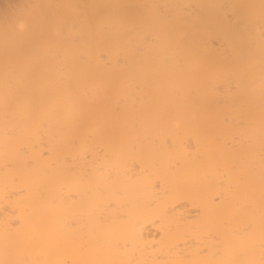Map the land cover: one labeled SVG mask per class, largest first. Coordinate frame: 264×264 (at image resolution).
<instances>
[{"label":"bare ground","instance_id":"6f19581e","mask_svg":"<svg viewBox=\"0 0 264 264\" xmlns=\"http://www.w3.org/2000/svg\"><path fill=\"white\" fill-rule=\"evenodd\" d=\"M59 2L0 24V264H264V43L243 116L202 58L264 0Z\"/></svg>","mask_w":264,"mask_h":264},{"label":"rangeland","instance_id":"374dc122","mask_svg":"<svg viewBox=\"0 0 264 264\" xmlns=\"http://www.w3.org/2000/svg\"><path fill=\"white\" fill-rule=\"evenodd\" d=\"M40 1V2H39ZM26 2V3H25ZM36 2V3H35ZM60 3L59 2V0H38V1H36V0H0V20H2V21H0V24H4L5 22H7V24L5 23V25L6 26H10L11 28H12V30H15L16 31V29H18L19 27H20V24L23 22V19H25V15H27L28 14V16H29V13L30 12H32V11H34V9H36L37 8V5H40L41 4V6H40V8H42L43 10H45V15L47 16V17H50V16H53L54 15V13H53V11L55 10V8H56V6L58 5V3ZM71 2V1H70ZM40 3V4H39ZM22 4H23V7H22ZM36 4V5H35ZM57 4V5H56ZM215 5H217L216 7H215ZM215 5H214V7H215V9H212V11L213 10H215V11H218L220 8H222V6L224 5L223 3H215ZM259 6H257V4H254V7H251V6H253V5H251L250 7H248V8H243V7H241V6H239L238 7V9H237V13H238V15H237V18L236 19H240L239 21L238 20H236L235 19V21H234V23H232V24H234L233 26H236V29H235V27H233L232 26V24L231 25H227V24H224V23H221V22H216V20H213V24H211V22H210V24H207V22H206V24L204 25V26H202L205 30H210L211 31V33L213 34L212 36L213 37H211V41H210V47H211V51H209L207 54H205L204 56H202V58H203V63H204V68L205 69H209V71L210 70H214V72H213V74H211L212 76V78H211V80L212 81H210V84L208 83V86H206V88L205 89H207V87H209V91L208 92H210V90L213 92V94H215V95H213V98H211V97H209L210 96V93L207 95V90H206V92H205V94L207 95V96H205L204 95V97L205 98H211V99H213L214 101L216 100L218 103H219V107H220V109H222L221 111H220V113H221V115H223L224 113H228V114H226V115H229L230 113H232L233 115H234V113H235V115L234 116H236V115H238L239 116V114L240 113H242V111L244 112V113H249L250 111H251V108L253 109V107L255 106L256 108H257V106H256V104L255 103H251L250 104V106H249V101L250 100H253L254 98L255 99H259V97L257 96V93L256 92H254L252 89H248L247 88V86H246V82L245 81H243V79H245L246 77H248V75L249 74H251L252 73V70H247L245 67H243V66H246V63L244 62V60L245 61H247L248 59H250V57L251 56H253V57H251V59H255L256 57H257V55H256V53H258L259 52V50L261 49V48H263L262 46H261V44L262 43H264V41H263V39H264V30L262 31V39H260L255 33H254V28H255V24H256V26L257 25H259V26H264V19H263V10H264V7H260V5L261 4H258ZM261 6H263V5H261ZM39 7V6H38ZM255 7H258V8H255ZM260 8H262V9H260ZM21 9H23V11L21 10ZM262 10V11H261ZM20 11V12H19ZM21 11H22V13H21ZM243 11V12H242ZM259 11V12H258ZM19 12V13H18ZM244 13V14H243ZM19 15V14H25L24 15V17L22 16L21 17V19H20V16L21 15H19V16H16V15ZM11 17V18H10ZM258 17V18H257ZM2 18H4V19H2ZM8 18V19H7ZM52 18H54V17H52ZM262 18V19H261ZM10 19V20H9ZM16 19H18V21L16 20ZM257 19V20H256ZM262 22H261V21ZM5 21V22H4ZM20 21V22H19ZM211 21V20H210ZM236 21H237V23H236ZM251 21H253V23L251 22ZM13 22V23H12ZM239 22V23H238ZM244 22H246V23H244ZM14 23H16V24H14ZM203 23H205V22H203ZM215 23V24H214ZM263 23V24H262ZM12 24H14V25H12ZM206 25H208L207 27H205ZM209 25H211V27H209ZM212 25L213 26H215V27H212ZM217 25V26H216ZM248 25V26H247ZM14 26H15V28H14ZM227 26H228V28H227ZM232 26V27H231ZM240 26V27H239ZM246 26V27H245ZM62 27H65V28H63V30L64 31H68L69 30V28L70 27H68V26H66V25H63ZM223 27V28H222ZM14 28V29H13ZM219 28V29H218ZM222 28V29H221ZM242 30H241V29ZM243 28H244V30H243ZM248 28V29H247ZM226 29V30H225ZM240 29V30H239ZM230 30V31H229ZM234 30V31H233ZM248 30V31H247ZM250 30H251V32H250ZM213 31H217V32H213ZM218 31H220L221 32V34H219L220 32H218ZM247 31V32H246ZM226 32V33H225ZM244 33V34H243ZM246 33V34H245ZM249 33V34H248ZM253 33V34H252ZM214 34L216 35L217 34V36L215 37L214 36ZM226 34V35H225ZM235 34V35H234ZM239 34V35H238ZM230 35V36H229ZM245 35V36H244ZM234 36V37H233ZM251 36V37H250ZM11 37V36H10ZM221 37V38H220ZM233 37V38H232ZM12 38V37H11ZM214 38V39H213ZM216 38H218V39H216ZM228 38H229V40H228ZM241 38V39H240ZM244 38V39H243ZM253 38V39H252ZM259 38V39H258ZM6 41L7 42H9V40L11 41V39L9 38V37H6ZM221 39V40H220ZM230 39H232L233 40V42H231L232 40H230ZM236 39V40H235ZM251 39V40H250ZM255 39V40H254ZM214 40V41H213ZM235 40V41H234ZM238 40V41H237ZM241 40H243L242 42H241ZM247 40H249V41H247ZM258 40V42H256ZM260 40V41H259ZM221 41H223V42H225V43H223V42H221ZM252 41V42H251ZM240 42V45L239 44H237V43H239ZM236 43V44H235ZM245 43V44H244ZM249 43V44H248ZM260 43V44H259ZM220 44V45H219ZM224 45V46H223ZM236 46V48H235V46ZM238 45V46H237ZM242 45H243V47H242ZM246 45V46H245ZM258 45V46H257ZM1 47H3L2 45H0ZM225 46H227V48L225 47ZM255 46V47H254ZM1 47H0V58H4L6 55L4 54V52H3V50L4 49H1ZM217 47V51H216V48ZM232 47V48H231ZM239 47H240V49H239ZM245 47V48H244ZM247 47L249 48V49H247ZM257 47H259V49L257 48ZM4 48V47H3ZM214 48V49H213ZM254 48H255V50H256V52H255V50H254ZM226 49V50H225ZM232 49V50H231ZM233 49H234V51H233ZM241 49H243V51L241 50ZM251 49H253V51L255 52V53H253V52H251ZM214 50L216 51V52H218V53H223V54H225L226 55V53H227V55H229V54H231V51L233 52V53H235L237 50H240L239 52L242 54H240L239 53V56L241 55V57L239 58V56H238V53H236L235 55H236V57H237V62L238 63H236V61L235 62H233L232 64H229V63H224L222 60H220L218 57H217V55H216V52L214 53ZM222 50H224V51H222ZM231 50V51H230ZM249 50V53L247 52ZM1 51L3 52L2 54L4 55H1ZM220 51V52H219ZM230 51V52H229ZM238 52V51H237ZM253 53V54H252ZM243 54H245V55H243ZM250 54H251V56H250ZM254 54H255V56H254ZM243 56V57H242ZM245 56H250V57H248V59H247V57H246V59H243ZM216 57V58H215ZM242 58V59H241ZM241 61H240V60ZM250 59V60H251ZM1 61H0V73H1V75H0V83L2 82L1 80V76H3L2 74H8V70H7V67H6V59L4 58V59H0ZM250 60H248V61H250ZM5 62L4 64H3V62ZM221 62H223V63H221ZM240 63L242 64V65H240ZM224 64H228L227 66L226 65H224ZM238 64V65H237ZM1 66H5V67H3V68H1ZM208 66H209V68H208ZM226 66V67H225ZM207 67V68H206ZM236 67H237V69L238 70H240L239 72L238 71H236L237 69H236ZM4 68H6V70H7V73H5L6 72V70L4 69ZM220 68V69H219ZM226 68V69H225ZM243 68V69H242ZM244 68H245V71H243L244 72V74H243V72H242V70H244ZM1 69H3V70H1ZM217 69V70H216ZM230 69H232L233 70V72H232V70H230ZM225 70V71H224ZM228 72H227V71ZM235 70V71H234ZM215 71L216 72H218L217 74H215ZM222 71H224V72H222ZM211 72V71H210ZM220 72V73H219ZM235 72H236V75H235ZM241 72V76L239 75V73ZM248 72H249V74H248ZM232 73H233V75H232ZM237 73H238V75H237ZM245 73H247V74H245ZM220 76V78H218V76ZM225 75H227V76H225ZM234 75H235V77H234ZM239 76H240V78H243L242 80L239 78ZM243 76V77H242ZM224 77H225V80H223L224 79ZM236 77H238V79L236 78ZM245 77V78H244ZM217 78V79H216ZM228 79V80H227ZM247 79V78H246ZM237 80H241L240 82L239 81H237ZM214 81V82H213ZM216 81V82H215ZM228 82V83H227ZM238 82V83H237ZM241 82H242V84H241ZM213 83V84H212ZM218 83V84H217ZM222 83H224V84H222ZM235 83H236V86H235ZM206 84V83H205ZM227 86H226V85ZM234 84V85H233ZM243 85V86H241V85ZM238 85H240L241 86V89H238V88H240V86L238 87ZM213 86V87H212ZM219 86H220V88H219ZM230 87H232V88H230ZM234 87H236V88H234ZM238 87V88H237ZM227 88H228V90H227ZM243 88H244V90H243ZM139 90V89H138ZM138 90H137V92H138ZM219 90V91H218ZM238 90V91H237ZM246 90H248V91H246ZM226 91V92H225ZM231 91V92H230ZM233 91V92H232ZM240 91V92H239ZM140 92V91H139ZM138 92V93H139ZM204 92V91H203ZM237 92V93H236ZM244 92H248L247 94L246 93H244ZM251 92H254V93H251ZM217 93V94H216ZM227 93V94H226ZM231 93H234V94H231ZM218 94L220 95V96H218ZM243 94V95H242ZM245 94V95H244ZM250 94V95H249ZM254 94H256V96L254 95ZM240 96V95H242V96H240V97H238V96ZM138 96V95H137ZM218 96V97H217ZM243 96H245V98L243 97ZM255 96V97H254ZM226 98V99H225ZM231 98V99H230ZM237 98V99H236ZM242 98H244V99H242ZM211 99H209V100H211ZM235 100V101H234ZM237 100V101H236ZM240 102H239V101ZM244 102H243V101ZM249 100V101H248ZM260 100V99H259ZM259 100H257L258 101V103H259ZM212 101V100H211ZM232 101V102H231ZM248 101V102H247ZM256 100H254V102H255ZM224 102V103H223ZM226 102H227V104L230 106H232V108H231V106H230V108H228V107H226V106H228L227 104H226ZM231 102V103H230ZM236 102H238V103H236ZM241 102H242V104H241ZM245 102H247V104H244ZM233 103H234V105H233ZM257 103V102H256ZM220 104H221V106H220ZM236 104V105H235ZM252 104H254V105H252ZM224 105V106H223ZM258 105V104H257ZM261 104H259V106H260ZM240 106V107H239ZM252 106V107H251ZM245 107L247 108V107H249L250 109L249 110H247V109H245ZM232 109V110H231ZM226 110H229V111H233V112H229V111H226ZM238 113H236L235 111ZM224 111V112H223ZM241 111V112H240ZM223 113V114H222ZM245 115V114H244ZM237 116V117H238ZM241 116H243V113L241 114ZM150 233H152V230H151V232Z\"/></svg>","mask_w":264,"mask_h":264}]
</instances>
